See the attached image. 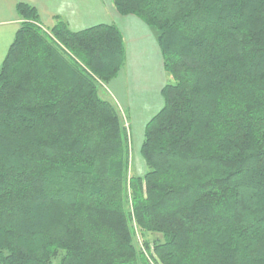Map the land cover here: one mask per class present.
I'll list each match as a JSON object with an SVG mask.
<instances>
[{
    "label": "trees",
    "instance_id": "obj_1",
    "mask_svg": "<svg viewBox=\"0 0 264 264\" xmlns=\"http://www.w3.org/2000/svg\"><path fill=\"white\" fill-rule=\"evenodd\" d=\"M111 1L154 31L171 78L147 171L128 177V130L101 93L125 63L118 27L45 28L19 2L0 65V264H264V0ZM134 222L154 235L140 248Z\"/></svg>",
    "mask_w": 264,
    "mask_h": 264
},
{
    "label": "crops",
    "instance_id": "obj_2",
    "mask_svg": "<svg viewBox=\"0 0 264 264\" xmlns=\"http://www.w3.org/2000/svg\"><path fill=\"white\" fill-rule=\"evenodd\" d=\"M19 2L32 5L46 28L57 18L72 31L100 23L118 27L125 46V63L106 84V91L114 101L123 103L132 124L136 122L132 115L140 114L138 122L143 131L146 122L163 105L161 89L169 77L154 31L133 15H120L111 0H0V65L21 21L16 12ZM137 63L138 68L134 69Z\"/></svg>",
    "mask_w": 264,
    "mask_h": 264
},
{
    "label": "rangeland",
    "instance_id": "obj_3",
    "mask_svg": "<svg viewBox=\"0 0 264 264\" xmlns=\"http://www.w3.org/2000/svg\"><path fill=\"white\" fill-rule=\"evenodd\" d=\"M136 68H138V63L135 65L134 69H136ZM168 76H169L168 82H171L170 75H168ZM100 87H101L102 96L109 97L108 93L106 91V88H105L106 85H102ZM113 103L117 106L120 114L122 115L124 125L126 126V128L128 130L127 134H128V138H129V147H130L128 177H130V176H142L147 171V167H146V165H145V163H144V161L140 155V152H139L140 144L142 141V133H143L142 124H141V122H138V119H140V114H138V116L132 115V117L136 121L132 124L131 118L128 115V111L125 108V106L123 105V103L118 102L116 100ZM146 117H149V116H146ZM145 119H147V118H145ZM134 224H135V222H134ZM136 229H137V232H135V231L133 232L134 233V239L133 240H134V243L137 246V248H140L139 245H140L141 241L143 242L146 239L152 240L154 238L153 234L141 232V230L139 229L138 226H136ZM136 234L140 236V239L137 238Z\"/></svg>",
    "mask_w": 264,
    "mask_h": 264
},
{
    "label": "built area",
    "instance_id": "obj_4",
    "mask_svg": "<svg viewBox=\"0 0 264 264\" xmlns=\"http://www.w3.org/2000/svg\"><path fill=\"white\" fill-rule=\"evenodd\" d=\"M134 230H135V232H137L136 224H134ZM136 235H137V234H136ZM137 238L140 239L139 235H137Z\"/></svg>",
    "mask_w": 264,
    "mask_h": 264
}]
</instances>
